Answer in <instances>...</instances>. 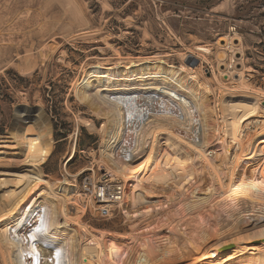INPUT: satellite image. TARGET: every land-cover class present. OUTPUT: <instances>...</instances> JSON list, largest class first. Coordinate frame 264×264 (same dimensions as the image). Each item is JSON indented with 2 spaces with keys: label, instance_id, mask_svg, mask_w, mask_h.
<instances>
[{
  "label": "rangeland",
  "instance_id": "rangeland-1",
  "mask_svg": "<svg viewBox=\"0 0 264 264\" xmlns=\"http://www.w3.org/2000/svg\"><path fill=\"white\" fill-rule=\"evenodd\" d=\"M222 40L233 48L222 50ZM144 60H161L174 68L182 66L181 77L189 86L206 92L209 131L202 157L191 155L194 160L185 161L182 154L186 147L170 143L161 133L148 142L149 148L153 145L152 156L145 165L149 170L141 175L152 186H142L151 187L146 194L153 203L149 215L157 213L158 225L166 226L173 218L192 215L182 206L192 189L199 190L209 173L217 170L222 174L223 158L237 149V136H229L226 126L230 117L233 123L243 117L238 108L224 112L223 99L231 97L241 104L238 100L243 95H256L263 112L264 0H0V208L14 189V177L6 171L31 175L27 164H18L26 157V147L19 145L22 134L44 133L48 128L52 149L40 167L41 174L43 179L64 177L83 194V209L74 200L67 203L68 226L79 231L81 246L97 251L96 242L79 230L82 226L123 240L124 244L130 242L127 237L131 223L123 209L114 204L108 213L106 203L96 198L97 189L117 192L124 183L98 163L104 121L76 98L75 87L90 67L113 68ZM239 74L241 82L237 81ZM12 155H19L17 163L11 164ZM259 165L243 163L246 178L240 182L237 202L218 193L201 208L207 225L226 223L231 211H237L228 206L250 205L248 201L240 202L242 197L264 202V189L257 194L256 182L250 186L248 177L249 169ZM171 169L175 176L162 186L154 178L155 173L170 174ZM245 212L238 209L236 214L251 221L253 213L247 209ZM142 218H135L139 228L147 225ZM8 227L13 229L11 224ZM263 245L264 234L214 241L207 256L223 260L209 264L243 262L254 257L256 248ZM224 246L229 248L219 250ZM34 248L42 255L41 264H49L45 248ZM96 255L92 264H107L105 253L98 259ZM2 256L0 249V264H4ZM207 256L191 254L190 261L183 264H206ZM110 259L116 260L115 256Z\"/></svg>",
  "mask_w": 264,
  "mask_h": 264
},
{
  "label": "bare ground",
  "instance_id": "bare-ground-1",
  "mask_svg": "<svg viewBox=\"0 0 264 264\" xmlns=\"http://www.w3.org/2000/svg\"><path fill=\"white\" fill-rule=\"evenodd\" d=\"M222 42L219 44L222 50L228 46L233 48L227 40ZM202 51L208 50L202 48ZM183 70L182 66L174 68L161 60H144L113 68L96 65L85 72L82 81L75 87L76 98L104 121L97 161L115 180L124 183L120 191L111 192L120 196L114 202H105L104 208L108 210L116 204L123 209L125 218L131 223L127 237L130 242L124 244L123 240L108 238L104 232L82 226L79 230L96 242L97 251L81 246L79 231L68 226L67 203L74 200L83 209V194L64 177L60 180L43 179L41 174L40 167L52 149L50 131L46 128L44 133L22 134L19 145L26 147L25 159L18 161L19 155L10 157L11 164L16 161L27 164L31 175L6 171L15 182L14 189L8 191L4 207L0 208V249L4 264H41L42 255L34 248L37 245L45 248L49 264H92L95 253L97 259L105 253L109 257L107 264H116L117 261L122 264H183L190 261L191 254L207 256L214 241L222 243L264 234V210H258L264 202L256 200V197L252 200L242 197L240 202L250 203L242 208L228 206L231 210L236 209V213L238 209L251 211L254 216L251 221L230 210L232 214L228 221L225 219L226 223L214 222L211 226L206 224L201 209L218 193L237 202L240 182L246 178L243 163L260 164L258 168L249 169V184L252 186L251 182H256L257 194L264 189V109L261 113L256 95H243L238 100L241 104L231 97L223 99L224 112L238 108L240 117L245 118L233 123L230 117L227 122L228 135L237 136V149L223 158L222 174L217 170L209 173L206 183L199 190L192 189L190 197L182 205L192 215L177 220L173 218L166 226L158 225L157 213L149 215L152 214L153 203L148 201L146 194L151 187L142 184L150 185L151 182L148 179L144 181L141 175L149 170L145 165L152 156L153 145L149 148L148 142L158 133L165 135L170 143L186 147L182 156L187 162L194 160L191 155L202 157L207 145L206 92L205 89L197 91L190 87L181 77ZM242 79L239 74L237 81ZM244 120L245 123L242 122ZM147 148L149 153L140 162ZM173 169L169 170L170 174L162 175L160 172L156 175L157 172L154 178H158L162 186H167L169 177L175 176ZM139 216L147 220L143 228L134 224ZM9 224L13 225V229H8ZM114 256L116 260L113 262L110 258ZM207 257L206 264L212 260H223ZM231 264H264V245L256 248L251 259Z\"/></svg>",
  "mask_w": 264,
  "mask_h": 264
},
{
  "label": "built area",
  "instance_id": "built-area-1",
  "mask_svg": "<svg viewBox=\"0 0 264 264\" xmlns=\"http://www.w3.org/2000/svg\"><path fill=\"white\" fill-rule=\"evenodd\" d=\"M97 190H98V192L96 193V198H98V200L101 203L114 202V201H116V198L120 196V194L114 195L108 189H106L104 187L103 188H99Z\"/></svg>",
  "mask_w": 264,
  "mask_h": 264
},
{
  "label": "water",
  "instance_id": "water-1",
  "mask_svg": "<svg viewBox=\"0 0 264 264\" xmlns=\"http://www.w3.org/2000/svg\"><path fill=\"white\" fill-rule=\"evenodd\" d=\"M228 248H229V246L219 247V250H227Z\"/></svg>",
  "mask_w": 264,
  "mask_h": 264
},
{
  "label": "snow or ice",
  "instance_id": "snow-or-ice-1",
  "mask_svg": "<svg viewBox=\"0 0 264 264\" xmlns=\"http://www.w3.org/2000/svg\"><path fill=\"white\" fill-rule=\"evenodd\" d=\"M37 231H41V230L40 229H37ZM57 255H59V253Z\"/></svg>",
  "mask_w": 264,
  "mask_h": 264
}]
</instances>
